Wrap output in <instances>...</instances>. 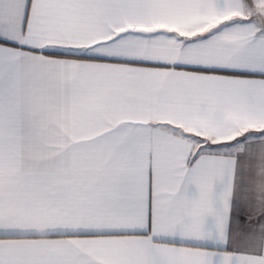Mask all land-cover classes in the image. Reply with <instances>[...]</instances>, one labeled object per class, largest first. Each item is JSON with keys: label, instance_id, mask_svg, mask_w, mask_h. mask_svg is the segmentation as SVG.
I'll return each instance as SVG.
<instances>
[{"label": "snow or ice", "instance_id": "6c2138e0", "mask_svg": "<svg viewBox=\"0 0 264 264\" xmlns=\"http://www.w3.org/2000/svg\"><path fill=\"white\" fill-rule=\"evenodd\" d=\"M0 264H264V0H0Z\"/></svg>", "mask_w": 264, "mask_h": 264}]
</instances>
